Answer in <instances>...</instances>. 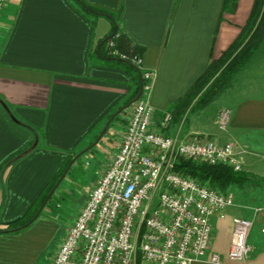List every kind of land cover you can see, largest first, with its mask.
<instances>
[{
    "label": "crops",
    "instance_id": "1",
    "mask_svg": "<svg viewBox=\"0 0 264 264\" xmlns=\"http://www.w3.org/2000/svg\"><path fill=\"white\" fill-rule=\"evenodd\" d=\"M85 1L116 14V23L105 15L86 16L70 0H10L1 15L0 229L23 217L67 163L97 139L109 115L134 96L133 75L94 55L115 26L143 49L141 68L154 73L148 93L155 108L153 128L176 140L199 136L233 143L237 152L246 150L241 152L243 170L264 180V46L218 98L203 105L197 97L181 120L170 110L236 41L255 0H229L227 6L226 0ZM222 108L232 112L226 130L216 122ZM167 111L173 120L164 128ZM125 126L122 119L110 124L112 145L99 172ZM229 192L236 205L226 209L224 218H213L211 249L225 264L232 219L248 217L254 219L248 238L252 251L237 264H264V214L253 211L264 205V187L237 186ZM43 211L20 232H0V264L38 261L53 234Z\"/></svg>",
    "mask_w": 264,
    "mask_h": 264
},
{
    "label": "built area",
    "instance_id": "2",
    "mask_svg": "<svg viewBox=\"0 0 264 264\" xmlns=\"http://www.w3.org/2000/svg\"><path fill=\"white\" fill-rule=\"evenodd\" d=\"M9 2L0 0V20ZM107 45L112 54L119 53L113 39ZM132 60L142 66V57ZM143 76L147 84L141 98L127 110L116 150L100 170L50 264L224 263L211 249L213 218L226 216V209L236 205L235 195L211 188L177 167L181 160L191 159L242 171L241 152L246 150L237 152L233 143L199 136L176 140L156 131L155 108L148 98L154 73L144 71ZM231 113L229 108L218 112L220 129H227ZM172 120V112H165L164 128ZM253 211L264 214V205ZM253 226L254 219L233 218L230 260L242 261L250 254Z\"/></svg>",
    "mask_w": 264,
    "mask_h": 264
},
{
    "label": "trees",
    "instance_id": "3",
    "mask_svg": "<svg viewBox=\"0 0 264 264\" xmlns=\"http://www.w3.org/2000/svg\"><path fill=\"white\" fill-rule=\"evenodd\" d=\"M82 13L86 16L90 14L105 15L110 17L116 23V14L106 9L92 6L85 0H70ZM229 0H226V6ZM113 39L115 41V48L119 51L118 54H112L110 51L108 41ZM107 47L105 49L104 47ZM264 46V0H255L250 17L247 24L243 27L240 35L236 41L226 50L219 59H214L204 74L192 86L188 94L181 98L178 102L171 106V111L176 114V117L181 120L197 97L199 103L207 105L216 98H218L226 89L230 88L234 82L236 74L245 66L250 57ZM122 54H127L128 58H124ZM143 49L133 44L130 38L115 26L100 45V51L94 52L95 57L99 58L102 64L117 66L125 69L132 74L134 81L137 84V89L134 96L127 102L129 104L135 98L140 90V83L143 80L144 85L147 80L144 78V70L141 66L133 62L134 56H142ZM126 109L121 110L113 119L111 124L116 120L123 122L125 118L121 117L126 113ZM123 107V106H122ZM121 107V108H122ZM116 111L109 115L110 120ZM32 131L35 129L21 120H17ZM108 132V130H107ZM98 138V136H97ZM31 144L22 150L19 154L10 159L14 161L21 157L24 153L29 151ZM71 161V160H70ZM55 177L52 183L44 190L38 201L31 207V209L21 218L7 224L6 228L0 229V232H20L30 226L34 221V217L43 204L44 200L53 189L68 164ZM203 184L211 188L229 192L234 187L261 186L264 187V180L257 179L248 172L235 171L232 167L226 164H211L208 162H197L191 159L181 160L177 167ZM52 198V197H51ZM50 201V200H49ZM48 204V203H47Z\"/></svg>",
    "mask_w": 264,
    "mask_h": 264
},
{
    "label": "rangeland",
    "instance_id": "4",
    "mask_svg": "<svg viewBox=\"0 0 264 264\" xmlns=\"http://www.w3.org/2000/svg\"><path fill=\"white\" fill-rule=\"evenodd\" d=\"M215 108L216 105L213 104L209 107V110L213 111ZM123 115L124 114H122L121 117H123ZM127 115L128 114L125 115V118ZM117 122H119V120L115 121L116 124ZM109 132L104 135L102 140H100L96 146L85 152L74 162L46 205L43 214H46L51 219L49 223L51 226L53 225V234L51 235L50 240L48 238L46 248L41 252L39 259L35 264L50 263L53 252L59 245V241L65 235L67 228L74 223L81 207L87 199L90 189L95 181L97 182L102 158L112 145V140H109L111 134ZM55 228H59L57 231L58 233L56 234ZM230 243L231 238L229 247ZM237 262L240 261L230 260L227 254L226 263L237 264Z\"/></svg>",
    "mask_w": 264,
    "mask_h": 264
},
{
    "label": "water",
    "instance_id": "5",
    "mask_svg": "<svg viewBox=\"0 0 264 264\" xmlns=\"http://www.w3.org/2000/svg\"><path fill=\"white\" fill-rule=\"evenodd\" d=\"M144 91V83L143 80H141L140 83V90L137 94V96L135 98H133L131 100V102L129 104L124 105L122 108H120L113 116L112 118L107 122V124L104 126V128L102 129L101 133L99 134L98 138L87 148H85L84 150H82L79 154H77L73 160L70 162V164L68 165L66 171L63 173V175L60 177V179L57 181V183L55 184V186L53 187V189L50 191V193L48 194V196L46 197V199L44 200L43 204L41 205V207L39 208V210L37 211L34 219L36 220L39 215L42 213V211L44 210V208L46 207L47 203L49 202V200L51 199V197L53 196V194L55 193V191L57 190L58 186L60 185L61 181L63 180V178L65 177V175L67 174L68 170L71 168V166L74 164V162L85 152H87L88 150H90L91 148H93L94 146H96L99 141L103 138V136L105 135V133L107 132L111 122L113 121L114 117L123 109H126L128 106L134 104L136 101H138Z\"/></svg>",
    "mask_w": 264,
    "mask_h": 264
}]
</instances>
